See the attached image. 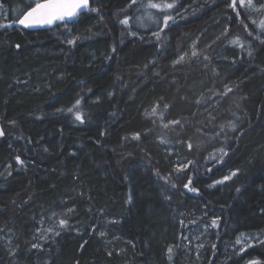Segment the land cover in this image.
I'll use <instances>...</instances> for the list:
<instances>
[{
    "label": "trees",
    "instance_id": "obj_1",
    "mask_svg": "<svg viewBox=\"0 0 264 264\" xmlns=\"http://www.w3.org/2000/svg\"><path fill=\"white\" fill-rule=\"evenodd\" d=\"M139 1L28 30L0 0V264H264V31L176 0L157 38Z\"/></svg>",
    "mask_w": 264,
    "mask_h": 264
},
{
    "label": "rangeland",
    "instance_id": "obj_2",
    "mask_svg": "<svg viewBox=\"0 0 264 264\" xmlns=\"http://www.w3.org/2000/svg\"><path fill=\"white\" fill-rule=\"evenodd\" d=\"M34 4L39 0H31ZM150 3L160 5V8L148 7ZM166 5H172V7H166ZM179 3L176 0L168 2L167 0H141L138 2V7L135 9L132 16L127 20L132 27L137 30H153L157 38L162 36L163 29L169 24L170 21H174L173 15L174 9H178ZM244 8L248 11H252L255 14V27L258 31H264L261 27V21H264V0H252L251 5H248L245 0ZM236 10V8H235ZM165 17H170L167 25L164 23ZM196 236V235H194ZM200 236V235H198ZM196 236V237H198ZM256 235L242 234L237 240L236 247L245 248L247 245L252 244L256 239ZM250 262L248 264H252Z\"/></svg>",
    "mask_w": 264,
    "mask_h": 264
},
{
    "label": "snow or ice",
    "instance_id": "obj_3",
    "mask_svg": "<svg viewBox=\"0 0 264 264\" xmlns=\"http://www.w3.org/2000/svg\"><path fill=\"white\" fill-rule=\"evenodd\" d=\"M135 2V0H133ZM248 5H251L252 0H247ZM234 9L238 6L237 0H232V5ZM245 6V0H239V7ZM148 7L151 8H160V5L150 3ZM166 7H172V5H166ZM89 8V0H39L36 2L34 6H27V11H25L21 18L14 23H18L19 25L27 28L37 25H52L55 21H63L66 18L75 17L78 13L82 12L85 9ZM91 11H96V9H90ZM170 17H165L164 23L167 25ZM123 24H127L128 20L125 19L121 21ZM10 25L0 24V27L7 28ZM261 27L264 28V21H261ZM71 43V41H70ZM80 101L77 100L76 104H79ZM72 111V109H69ZM76 120H80L82 122V116L77 113ZM2 134V133H0ZM226 179H228L226 177ZM187 187V185H185ZM64 221H61L63 224ZM215 223V221L213 222ZM171 251V249H169ZM255 264V262H253Z\"/></svg>",
    "mask_w": 264,
    "mask_h": 264
},
{
    "label": "water",
    "instance_id": "obj_4",
    "mask_svg": "<svg viewBox=\"0 0 264 264\" xmlns=\"http://www.w3.org/2000/svg\"><path fill=\"white\" fill-rule=\"evenodd\" d=\"M34 6V5H33ZM90 6V3H89ZM89 9V8H88ZM88 9L83 10L82 12L78 13L75 17L72 18H66L63 21H55L52 25H37V26H32V27H23L21 25H19L18 23H13L15 26L20 27V28H25L28 30H40V29H50L60 23H71L73 22L78 16L82 15L83 13H85L86 11H88ZM27 11V10H26ZM23 15V14H22ZM22 15L20 16V18L22 17Z\"/></svg>",
    "mask_w": 264,
    "mask_h": 264
}]
</instances>
